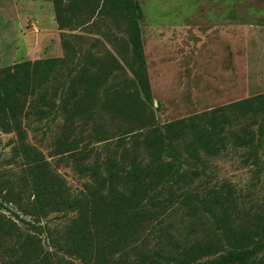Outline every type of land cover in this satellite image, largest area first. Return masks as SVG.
Segmentation results:
<instances>
[{
    "label": "trees",
    "instance_id": "1",
    "mask_svg": "<svg viewBox=\"0 0 264 264\" xmlns=\"http://www.w3.org/2000/svg\"><path fill=\"white\" fill-rule=\"evenodd\" d=\"M53 2L59 28L64 30L77 0ZM102 11L114 19L121 15L127 19L130 66L143 97L135 104L130 99L133 94L116 91L105 95L102 110L128 121L129 134L148 127L154 134L141 150H124L119 161L90 162L88 153L75 150L96 115L94 105L107 76L103 71L122 67L113 57L99 62L90 56L83 71L70 70V74L63 73V58L23 61L1 71L0 131L15 134L9 144L24 174L16 182L0 174V205H15L26 219L14 213L13 220L0 213V243L16 238L14 246L0 248V264H76L67 256L82 264H264V205L242 209L230 184L192 187L204 177L210 184L205 161L221 156L229 146L249 149L248 159L256 161L255 150L264 146V94L156 125L142 8L136 0H103ZM64 35L62 45L68 48ZM93 66L101 67L89 72ZM31 115L38 122L50 117L52 122L61 120L52 157H66L88 178L79 193H73L45 154L27 142L23 122ZM98 127L95 124L92 137L107 140ZM183 156L201 168L183 170ZM179 211L195 220L207 217L211 227L205 240L185 242L170 230L174 222L168 219ZM54 213H61L59 219L65 224L42 225ZM18 222L26 225L25 230L47 231L49 246L23 233Z\"/></svg>",
    "mask_w": 264,
    "mask_h": 264
},
{
    "label": "rangeland",
    "instance_id": "2",
    "mask_svg": "<svg viewBox=\"0 0 264 264\" xmlns=\"http://www.w3.org/2000/svg\"><path fill=\"white\" fill-rule=\"evenodd\" d=\"M102 1L77 0L73 16H67L66 28L60 30L53 0H0V72L23 61L49 58L66 61L64 74H70V70L83 71L90 56L99 62L113 57L121 64L118 69L106 67L107 71H103L108 77L99 89L94 105L96 115L75 147V150L88 153L87 161L90 162L109 158L119 161L124 150L129 153L141 150L145 139L154 134L153 127L138 131L136 135L129 134L132 129L128 121L113 118L102 110L105 95L116 91L133 94L130 99L135 104L143 100L130 66L127 19L122 15L118 19L105 15ZM136 1L143 12L142 36L156 125L207 114L220 106L264 94V0ZM62 32L70 48L62 45ZM96 67H88L89 72H95ZM60 123L61 120L52 122L51 117L38 122L31 115L23 125L27 142L45 154L77 194L88 178L66 157H52ZM95 124L101 126L98 129L107 140L98 141L92 137ZM132 126L138 129L137 125ZM14 137L13 133L0 131V174L16 182L24 174V167L13 159V144L9 141ZM255 154L256 161L254 157L248 159L249 149L229 146L221 156L206 159L210 184H205L204 177L194 181L192 187L230 184L242 209L264 205V146L256 149ZM180 164L186 171L201 168L185 156ZM0 213L13 220L14 213L23 217L15 205L6 202L0 205ZM61 216V213L51 214L42 220V225L62 227L66 220L59 219ZM169 220L174 222L170 230L185 242L205 240L210 233L211 225L205 216L195 220L179 211ZM18 224L25 230V224ZM22 232L36 236L37 241L49 246L47 231L39 234L38 230L29 228ZM15 243L16 238H6L0 248L12 247ZM153 244L154 241L150 246ZM67 259L82 264L75 258L67 256Z\"/></svg>",
    "mask_w": 264,
    "mask_h": 264
}]
</instances>
